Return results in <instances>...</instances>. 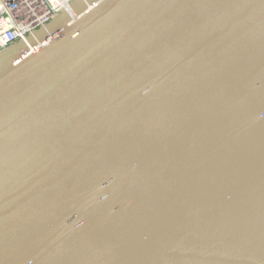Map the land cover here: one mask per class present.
I'll use <instances>...</instances> for the list:
<instances>
[{
	"label": "water",
	"instance_id": "obj_1",
	"mask_svg": "<svg viewBox=\"0 0 264 264\" xmlns=\"http://www.w3.org/2000/svg\"><path fill=\"white\" fill-rule=\"evenodd\" d=\"M0 264H264V0H72L0 51Z\"/></svg>",
	"mask_w": 264,
	"mask_h": 264
},
{
	"label": "built area",
	"instance_id": "obj_2",
	"mask_svg": "<svg viewBox=\"0 0 264 264\" xmlns=\"http://www.w3.org/2000/svg\"><path fill=\"white\" fill-rule=\"evenodd\" d=\"M72 0H0V51L68 9Z\"/></svg>",
	"mask_w": 264,
	"mask_h": 264
},
{
	"label": "bare ground",
	"instance_id": "obj_3",
	"mask_svg": "<svg viewBox=\"0 0 264 264\" xmlns=\"http://www.w3.org/2000/svg\"><path fill=\"white\" fill-rule=\"evenodd\" d=\"M34 49H35L34 46H30L29 51H32V50H34Z\"/></svg>",
	"mask_w": 264,
	"mask_h": 264
}]
</instances>
